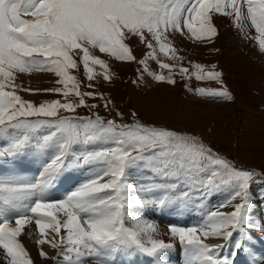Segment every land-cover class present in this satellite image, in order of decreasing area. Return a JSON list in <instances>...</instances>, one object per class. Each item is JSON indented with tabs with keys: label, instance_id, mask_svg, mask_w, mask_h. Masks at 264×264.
<instances>
[{
	"label": "snow or ice",
	"instance_id": "obj_1",
	"mask_svg": "<svg viewBox=\"0 0 264 264\" xmlns=\"http://www.w3.org/2000/svg\"><path fill=\"white\" fill-rule=\"evenodd\" d=\"M213 14L232 17L246 37L250 22L264 51V0H0V161L17 163L31 155L43 165L34 180L0 175V264H34L19 239L33 220L38 244L57 250L49 257L41 249L40 256L56 264H145L142 258L146 264H174L169 253L177 243L182 264H264L255 246L256 233H264V217L255 214L258 206L264 209V192L256 196L252 191L264 185V170L237 168L198 133L145 125L135 112L129 124L98 114H61L96 107L84 99L96 94L81 92V82L70 74L79 68L75 57L89 81L100 74L95 66L103 69L106 81L112 78L107 62L93 49L142 65L157 82L175 84L179 74L222 85L216 65L196 63L190 72L166 62L183 59L169 41L171 33L202 43L218 34ZM131 37L149 49L143 59L127 43ZM149 60L168 75L150 70ZM33 71L53 73L59 86L43 91L65 101L36 105L23 99L21 90H33L16 82L17 73ZM194 91L234 99L226 88ZM73 95L78 102L68 100ZM75 169H86L88 178L63 199L49 200V192ZM133 170L147 173V182L132 183ZM221 194L222 202L209 209L207 202ZM149 207L180 215L195 210L200 222L170 224L161 233L144 215ZM165 235L169 242L159 238ZM213 239L222 242H207Z\"/></svg>",
	"mask_w": 264,
	"mask_h": 264
},
{
	"label": "rangeland",
	"instance_id": "obj_2",
	"mask_svg": "<svg viewBox=\"0 0 264 264\" xmlns=\"http://www.w3.org/2000/svg\"><path fill=\"white\" fill-rule=\"evenodd\" d=\"M212 23L218 34L210 42L202 43L187 35L171 33L169 41L177 49V55L183 59L173 61L168 58L166 62L176 63L177 66L182 64L184 67H188L190 72L196 71L193 67L196 63L202 64L206 68L216 65L215 70L222 73V85L215 81H198L194 76L188 79L179 74L174 77L175 84L157 82L147 72H143L142 65L135 62L120 61L100 53L98 49H93L91 51L94 55L107 62L112 78L110 81H106L103 78V69L95 66L94 71L100 74L96 75L94 80L89 81L79 57H75L79 68L70 70V74L75 75L81 82V92H94L96 94V98L84 97L85 103L89 106L96 105L95 108L81 106L75 110V113L79 115L98 114L105 121L111 119L120 124H129L134 119L131 113L135 112L137 114L136 119L145 125L198 133L207 144L232 161L237 168L264 170V51L260 50L254 39L257 33L250 27V22H248L247 37L237 27L233 28L234 20L232 17L213 14ZM127 43L137 59H143L149 51L137 37H131ZM161 59L165 58L161 56ZM148 64L150 70L158 74L168 75V71L160 69L155 61L149 60ZM17 80L18 84L22 82L24 89L31 88L33 90L24 91L27 96L32 97L30 99H36L34 96H37L39 100L44 99V102L65 101V98L60 94L43 91L59 86L56 84L57 77L53 73L45 71L17 73ZM89 84H92L93 87H88ZM200 87L226 88L234 99L228 101L222 98L201 97L194 91ZM18 94L21 97L24 96H22V92ZM101 95L103 96L102 99L100 98ZM27 98L29 97H23L25 100H28ZM68 100L78 102V98L74 95L69 96ZM107 101H111V103L105 107ZM69 113L71 112L61 110L62 115H69ZM29 171L30 174L27 178L30 179L33 175L31 173L32 168ZM82 175L88 178L87 174L81 173H76L73 177L63 178L62 183H58V195L61 196L65 192L74 190L77 187L74 185L80 184L84 180L78 178ZM148 178L147 173H138L134 170L130 177L132 183H145ZM252 191L256 196H259L264 192V185H254ZM216 197L215 206L222 202L224 195L213 196V199ZM208 203L212 209V199ZM152 210L156 211V208L145 209V217L156 223L159 228L161 227L160 231L162 227H169V225L160 224L154 219L155 217L152 219L148 212L165 216L168 219L166 213L162 211L158 214ZM221 210L230 211L231 209L224 208ZM256 210L262 211H258L259 214L255 213L257 218L264 217V209L259 207ZM198 214L200 215L199 212ZM191 215L196 219L195 221H198L194 214ZM199 222H196L195 225ZM192 223L189 221L181 224L192 225ZM34 224L33 220L26 226H33ZM256 235H258V239L255 241V246L258 247L256 250L258 252L264 251V249L259 248L264 244L262 242L264 241V233H256ZM159 238L169 242L165 236ZM19 239L34 264H56L54 260L40 256V250L43 249L46 252L47 249L40 248L36 238L27 239L24 233ZM29 244L31 247L33 245L34 247L39 246L32 251ZM47 246L50 247L49 244ZM50 250L51 254L48 250L46 252L48 256L57 255L56 249L50 247ZM181 256L182 252H179V259Z\"/></svg>",
	"mask_w": 264,
	"mask_h": 264
},
{
	"label": "bare ground",
	"instance_id": "obj_3",
	"mask_svg": "<svg viewBox=\"0 0 264 264\" xmlns=\"http://www.w3.org/2000/svg\"><path fill=\"white\" fill-rule=\"evenodd\" d=\"M229 27V26H228ZM233 28H235V25H234V27ZM232 28V29H233ZM249 30V29H248ZM242 33V32H241ZM250 33H252V32H250ZM252 37V36H251ZM16 82H18V80L16 81ZM20 85L22 86V88H23V84H22V82L20 83ZM24 89V88H23ZM28 89H31V88H28ZM20 92H22V96L24 95L25 97H29V98H27L29 101H33V103H35L36 101H37V103H42V102H44L43 100L44 99H40L39 100V97H37V96H34L36 99H30V98H32V97H30V96H27V94H25L24 93V91L23 90H21ZM19 92V93H20ZM23 96V97H24ZM22 97V98H23ZM37 103H35V104H37ZM38 105V104H37ZM39 161H37V160H34L33 159V157L31 156V157H26V158H24V159H19V158H17V163H12L11 162V159L10 158H5L4 160H2V161H0V175H4V176H8V175H22V176H25V177H29V174H30V171H29V169L30 168H32V171H31V173L33 174V173H35L36 171H37V168H36V165H37V163H38ZM23 167V168H22ZM37 173V172H36ZM76 173H81V174H87V170L86 169H82V170H74V171H72V174L70 175L71 177H73ZM82 177H83V175H82ZM82 177H78L79 179H83ZM68 193V192H67ZM57 195H58V189L55 191V192H53V190H51L50 192H49V194H48V199L49 200H52L53 198H56L57 197ZM63 195H61V196H59L58 195V198H60V197H62ZM257 208H259V206L257 207ZM256 208V209H257ZM152 211H155V210H152ZM258 211H260V212H262L261 210H258ZM258 211L256 210V212L258 213ZM195 212V213H194ZM193 213L192 212H186V213H184V214H182V215H180V214H177L176 212H174V211H170V210H166L165 211V209L163 210V213H166L165 215H167L168 216V219L169 220H172L173 221V223H175V224H178V223H184V222H189V221H192L193 223H192V225L194 224H196V222H198V221H200V215L198 214V211H194ZM191 214H194L197 218H198V221H195L196 219L194 218V217H191L192 215ZM259 214V213H258ZM155 215H157V214H155ZM159 216V215H158ZM259 219V218H258ZM184 220V221H183ZM13 226H14V221H13ZM161 228V227H160ZM167 230H168V227H162V232L161 233H165V232H167ZM25 233V237L27 238V239H34V238H36L37 240H39V239H41V237H40V234H39V232H38V230H37V227H36V225L34 224L33 226H25V228L23 229V232H22V235ZM165 238H166V240L167 241H169V237L168 236H166L165 235ZM21 241V240H20ZM27 242H29V241H27ZM207 242H209V243H219V240H209V241H207ZM32 243V242H31ZM40 245V244H39ZM38 245V246H39ZM48 244L47 243H45V244H43V245H40V248H44L45 250L47 249L48 251H49V253L51 254V250H50V247L49 246H47ZM38 246H35L34 247V245L31 247L30 246V244H29V247L31 248V250L32 251H34L36 248H38ZM47 250H46V252H47ZM179 252L181 253L182 252V250L180 249V246H179V244L177 243V245H176V249H175V251H173V252H171V253H169V256H170V258L172 259V261L174 262V264H179V263H181L180 261H179V263H178V256H179ZM32 253V252H31ZM257 253L258 254H264V251H259L258 252V250H257ZM35 254V253H34ZM50 257V256H49ZM182 257V256H181ZM180 257V258H181ZM49 262V261H48ZM143 262H146V260L144 259L143 260Z\"/></svg>",
	"mask_w": 264,
	"mask_h": 264
}]
</instances>
